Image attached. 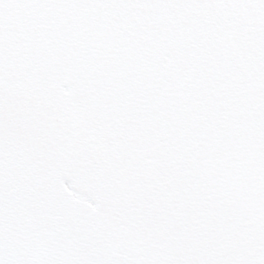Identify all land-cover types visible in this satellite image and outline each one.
<instances>
[{
  "label": "snow or ice",
  "instance_id": "6c2138e0",
  "mask_svg": "<svg viewBox=\"0 0 264 264\" xmlns=\"http://www.w3.org/2000/svg\"><path fill=\"white\" fill-rule=\"evenodd\" d=\"M0 264H264V0H0Z\"/></svg>",
  "mask_w": 264,
  "mask_h": 264
}]
</instances>
